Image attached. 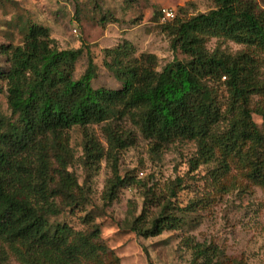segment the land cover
<instances>
[{
  "label": "trees",
  "instance_id": "obj_1",
  "mask_svg": "<svg viewBox=\"0 0 264 264\" xmlns=\"http://www.w3.org/2000/svg\"><path fill=\"white\" fill-rule=\"evenodd\" d=\"M214 1L216 7L208 13L175 15L162 25L173 37V50L188 61L175 59L158 71L156 57H135L128 41L106 49L105 66L122 84L116 90L92 86L96 66L91 58L86 72L74 79L84 47L60 50L45 26L30 25L23 44L9 48V69L0 72V96L6 89L17 120L7 124L0 113V245L7 244L21 264L119 262L98 225L86 232L67 223L50 224L51 217L63 213L61 203L75 207L80 202L78 183L67 170L69 132L76 126L86 129L128 119L155 145L194 141L198 163L210 162L220 153V174L228 173L234 158L249 181L264 185V134L250 109L252 97L264 92L259 66L250 53L207 49L209 39L216 38L264 51V0ZM219 85L230 96L225 110L218 100ZM227 114L228 127L217 133ZM259 114L264 120V110ZM104 130L111 150L125 147L111 125ZM84 136L87 157H101L93 135L84 132ZM114 197L110 191L109 200ZM180 225L176 216L161 213L149 227L139 218L132 228L152 237ZM192 249L194 264H229L217 247L194 243Z\"/></svg>",
  "mask_w": 264,
  "mask_h": 264
},
{
  "label": "rangeland",
  "instance_id": "obj_2",
  "mask_svg": "<svg viewBox=\"0 0 264 264\" xmlns=\"http://www.w3.org/2000/svg\"><path fill=\"white\" fill-rule=\"evenodd\" d=\"M215 7L214 0H0V72L9 69V48L22 45L28 27L36 24L49 28L60 50L84 47L74 79L86 72L91 58L96 66L92 86L120 89L122 84L105 66L109 61L106 49L128 41L135 57L154 55L158 71L175 59L188 61L182 52L173 50V37L162 30L163 24L173 20L163 21L162 10L190 18ZM207 49L210 53H250L264 84V51L216 38L209 39ZM217 91L225 110L229 92L222 85ZM250 109L264 134L259 114L264 110V92L252 97ZM0 113L7 124L17 120L6 89L0 96ZM228 121L229 114L217 133L226 130ZM107 125L125 141L124 148L111 150L104 130ZM84 132L93 135L101 157H87ZM69 150L67 170L78 183L80 202L75 207L61 203L63 213L51 217L50 224L67 223L86 232L98 225L102 240L119 258L115 264H194V243L217 247L229 264H264V185L249 181L237 159L230 160L228 173L220 174V153L210 162L198 163L194 141L155 145L128 119L72 128ZM110 191L115 195L112 200ZM161 213L176 216L181 225L152 237L133 230L139 218L149 227ZM0 264H21L7 244L0 245ZM103 264L114 263L103 259Z\"/></svg>",
  "mask_w": 264,
  "mask_h": 264
},
{
  "label": "built area",
  "instance_id": "obj_3",
  "mask_svg": "<svg viewBox=\"0 0 264 264\" xmlns=\"http://www.w3.org/2000/svg\"><path fill=\"white\" fill-rule=\"evenodd\" d=\"M161 15H162L163 21H170L175 18L176 14L172 10L163 9Z\"/></svg>",
  "mask_w": 264,
  "mask_h": 264
}]
</instances>
